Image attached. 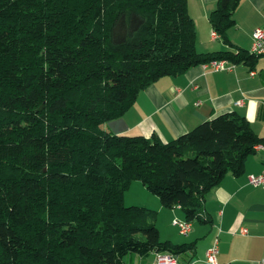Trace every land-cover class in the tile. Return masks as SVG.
I'll return each mask as SVG.
<instances>
[{
    "label": "trees",
    "instance_id": "trees-1",
    "mask_svg": "<svg viewBox=\"0 0 264 264\" xmlns=\"http://www.w3.org/2000/svg\"><path fill=\"white\" fill-rule=\"evenodd\" d=\"M239 2L219 0L210 15L226 41ZM196 31L188 0H0V264L184 259L190 244L162 241L158 212L126 206L125 192L142 181L204 220L206 193L243 173L262 138L237 111L170 141L105 124L161 77L259 57L201 53Z\"/></svg>",
    "mask_w": 264,
    "mask_h": 264
},
{
    "label": "crops",
    "instance_id": "crops-1",
    "mask_svg": "<svg viewBox=\"0 0 264 264\" xmlns=\"http://www.w3.org/2000/svg\"><path fill=\"white\" fill-rule=\"evenodd\" d=\"M218 1L188 0L189 13L197 29V50L201 53L249 51L254 30L264 27V0H240L234 11L235 25L227 31L228 41L220 34L213 37L215 29L209 18ZM136 99L121 118L105 124V129L116 134L158 136L170 141L201 122L227 112L237 111L249 120L262 138V148L248 156L243 173L226 175L220 185L206 193L200 211L204 220L192 222L189 235L175 239L166 234L164 239L190 244L191 250L183 255L184 259L179 258L182 264H205L206 250L217 235L220 263L261 264L264 260V186L250 185L249 180L251 175L264 172V57H257L252 64L237 63L231 70H207L203 64L195 65L182 74L161 77L143 89ZM239 101L243 103L238 104ZM155 202L160 215L170 217V225L171 220L173 223L176 219L186 220L180 206L167 208L162 201ZM243 228H247V233L242 232ZM135 262L153 261L145 263L136 258Z\"/></svg>",
    "mask_w": 264,
    "mask_h": 264
},
{
    "label": "built area",
    "instance_id": "built-area-1",
    "mask_svg": "<svg viewBox=\"0 0 264 264\" xmlns=\"http://www.w3.org/2000/svg\"><path fill=\"white\" fill-rule=\"evenodd\" d=\"M213 37H218L219 33L216 30L212 31ZM251 48L249 50L250 54L255 56L264 57V27H257L253 32V42H251ZM236 66L235 63L231 62L226 58L222 59H213L211 61L203 63L204 68H211L213 70H231ZM252 74H255L253 71ZM243 101H239L238 104H242ZM262 148V143L255 145V150ZM250 185H263L264 186V172L260 175H251L250 176ZM175 226H178L180 233L189 235V232L192 229V222L188 220H179L174 221ZM243 233H247V228L242 229ZM214 243L206 250V263L205 264H223L218 260L219 255V236L215 237ZM150 264H180L179 260L170 253H157L155 259ZM261 264H264L262 260Z\"/></svg>",
    "mask_w": 264,
    "mask_h": 264
},
{
    "label": "rangeland",
    "instance_id": "rangeland-1",
    "mask_svg": "<svg viewBox=\"0 0 264 264\" xmlns=\"http://www.w3.org/2000/svg\"><path fill=\"white\" fill-rule=\"evenodd\" d=\"M161 202V199L158 195L154 194L152 191H150L143 183L142 181L135 180L132 182L131 186L127 191L125 192V204L126 206H144L148 207L150 209H154L158 212L157 217V226L162 233L161 240L166 241L164 237L165 235H169V237H174L175 239L182 236V238H185V234L180 233V230L178 226H175L173 221L171 220L170 225V217L167 218L165 215H160L157 208H155V200L157 199ZM148 205V206H145ZM170 211V210H169ZM168 211V212H169ZM160 216V219H159ZM156 253L151 254L147 258H142L145 263L152 262L155 259ZM131 254L126 256V261L130 262ZM138 259V258H137ZM139 261V260H138Z\"/></svg>",
    "mask_w": 264,
    "mask_h": 264
}]
</instances>
